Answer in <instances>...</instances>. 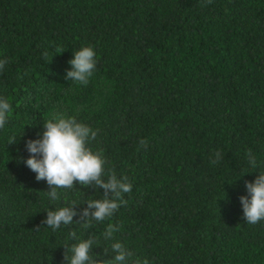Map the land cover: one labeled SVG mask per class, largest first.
<instances>
[{
	"label": "trees",
	"instance_id": "16d2710c",
	"mask_svg": "<svg viewBox=\"0 0 264 264\" xmlns=\"http://www.w3.org/2000/svg\"><path fill=\"white\" fill-rule=\"evenodd\" d=\"M85 46L97 65L81 86L65 77ZM0 60L12 106L0 128V264H66L64 244L89 237L94 258L112 259L119 241L128 264H264V220L245 222L239 199L264 172V0H0ZM57 114L97 131L88 146L132 185L90 228L79 214L55 232L41 222L71 201L79 213L102 188L77 182L53 201L23 162ZM110 223L119 231L105 240Z\"/></svg>",
	"mask_w": 264,
	"mask_h": 264
},
{
	"label": "clouds",
	"instance_id": "9594fccd",
	"mask_svg": "<svg viewBox=\"0 0 264 264\" xmlns=\"http://www.w3.org/2000/svg\"><path fill=\"white\" fill-rule=\"evenodd\" d=\"M211 3V0H206ZM64 49L57 47L56 53H62ZM46 55V53H45ZM7 61L0 60V71ZM71 69L67 71L65 79L81 86H87L96 71V52L93 47L85 46L74 52V57L69 61ZM11 104L0 98V128H4L11 114ZM39 135V134H38ZM97 136V131L88 125L78 121L75 117H67L63 114L44 122L42 135L37 139H28L25 147L29 156L23 162L32 170L37 181L46 180L49 185L47 195L53 201L61 199L58 189H72L78 182L85 187L102 188L103 199H92L86 202L87 206L78 213L75 201L67 203V206L56 210H46L47 216L41 222L54 232L62 225L72 224L73 218L79 214L83 227L90 228L94 222H103L110 219L120 208L126 205L124 194L132 191V185L125 176L117 178L114 171L106 170V160L103 150L93 151L89 142ZM14 137L9 138V144H15ZM148 141L141 138L139 147L147 148ZM248 163L252 169L258 167V162L251 150L246 153ZM219 151L215 153L212 164H217L221 159ZM250 172V171H248ZM105 177L107 179H105ZM248 195L239 197L243 207L244 221L248 224H256L264 220V172H259L254 181H245ZM66 199V197H65ZM119 231L118 225L108 224L103 232L105 240H111L113 234ZM73 240L77 239L75 231L69 233ZM96 244L94 238L79 240L70 247L64 244L66 249L64 261L66 264H128V259L133 253L116 241L111 244V250L115 254L112 259H96L92 248ZM71 252V256L67 254ZM99 256V255H98ZM97 256V257H98ZM132 264H149L147 259H137Z\"/></svg>",
	"mask_w": 264,
	"mask_h": 264
}]
</instances>
